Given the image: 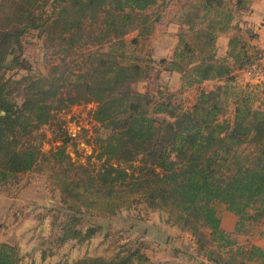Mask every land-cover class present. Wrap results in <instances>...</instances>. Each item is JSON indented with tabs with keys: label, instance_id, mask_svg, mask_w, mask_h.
Here are the masks:
<instances>
[{
	"label": "trees",
	"instance_id": "trees-1",
	"mask_svg": "<svg viewBox=\"0 0 264 264\" xmlns=\"http://www.w3.org/2000/svg\"><path fill=\"white\" fill-rule=\"evenodd\" d=\"M155 5L156 0H0V187L31 172L43 175L63 213L52 217L56 233L49 245L55 251L69 242L88 243L102 230L82 227L85 215L107 220L140 206L190 233L212 264H264V249L239 245L221 228L216 209L237 218L236 234L264 220V102L255 105L264 101V82L229 90L233 67L260 59V50L249 45L252 31L231 25L236 14L248 11L249 0H197L179 13L173 53L156 64L178 75L180 92L198 91L185 108L173 95L156 99L132 91L151 77L155 64L150 52L133 54L154 31L148 11ZM231 29H237L228 50L232 62L217 57L216 46L218 36ZM133 31L136 37L124 41ZM32 34L57 42L66 54L89 44L108 49L82 55L85 72L75 73L59 60L46 76H19V70L28 72L23 41ZM206 82L223 85L199 89ZM226 98L233 106L229 120ZM84 103L95 105L89 116L104 132L92 139V155L75 164L66 153L72 139L60 124L55 137L61 145L43 153L38 131L56 120V112ZM208 243L215 249H207ZM20 261L17 247L0 243V264ZM148 263L134 249L71 264Z\"/></svg>",
	"mask_w": 264,
	"mask_h": 264
},
{
	"label": "rangeland",
	"instance_id": "rangeland-1",
	"mask_svg": "<svg viewBox=\"0 0 264 264\" xmlns=\"http://www.w3.org/2000/svg\"><path fill=\"white\" fill-rule=\"evenodd\" d=\"M156 1L157 5L148 11L151 19L155 21L154 31L137 47L136 53H133L145 57L147 52H150L155 64L152 65L151 77L146 81L134 84L132 91L147 92L156 99L173 95L172 101L184 108L189 107L195 102L198 91L189 89L180 92L179 80L161 72L156 62L162 58L169 59L171 57L178 40L177 35L181 30L179 13L197 0ZM239 15H235L231 25L245 30L249 29L247 24L244 25V22L238 20ZM236 30L231 29L218 36L217 57L232 62L228 56V50ZM44 36L32 34L23 41L22 57L26 61L28 72L19 70V76L26 73L34 76H46L50 73L51 67L59 60H65L75 73L85 72L88 68L80 62L82 55H88V52L95 50L105 52L108 49L107 44L102 47L89 44L81 47L80 50L76 49V51L66 54L60 50L57 42L50 45ZM243 36V39H246L248 34ZM135 37L136 32L133 31L125 35L123 40L129 42ZM253 42V39L249 40V45L253 46ZM233 68L232 77L234 80L229 84L230 91L252 89L255 85L264 82V78L262 80L253 79L246 72L248 67L236 69L234 66ZM13 74L14 71L8 73V75ZM220 85L223 84L206 82L199 89L211 91ZM69 91L70 89H63L64 94ZM224 102L226 103L224 118L229 120L233 109L231 98H226ZM263 102L261 99L255 105ZM94 108L95 105L84 103L56 112L54 124L42 127L37 133L43 143L42 152L47 154L50 149L61 145L59 138L55 137L59 134L58 125L60 124L61 129L66 131L72 139L66 145L67 155L75 164L85 163L87 158L92 155V139L97 135L104 134L103 130L90 119L89 113ZM60 207L58 194L50 192L46 188L45 178L40 172L22 175L16 183L0 187V243L17 247L21 258L20 264H71L85 256L108 258L117 252L134 249H140L148 257V264H212L206 260L204 252L197 250L194 237L190 233L168 223L165 214L149 212L140 206L129 211H121L115 217L107 220L85 215L82 219V227L96 225L102 227V230L88 243L78 245L69 242L55 251L54 247L49 245V240L56 233L52 229V217L63 216ZM216 209L221 219V228L231 234L233 240L242 246L255 245L264 249V220L262 223H258L248 230L243 229L240 234H236L237 218L226 212L221 206H217ZM206 248L214 250L215 244L208 243ZM44 251L45 253L49 251L54 253L52 256L42 259L41 255Z\"/></svg>",
	"mask_w": 264,
	"mask_h": 264
},
{
	"label": "crops",
	"instance_id": "crops-1",
	"mask_svg": "<svg viewBox=\"0 0 264 264\" xmlns=\"http://www.w3.org/2000/svg\"><path fill=\"white\" fill-rule=\"evenodd\" d=\"M240 22H244L254 34L253 46L260 50L259 63L264 64V0H249L248 11L241 13L238 17ZM240 25V24H239ZM172 77L178 80V75ZM214 84V83H213Z\"/></svg>",
	"mask_w": 264,
	"mask_h": 264
},
{
	"label": "built area",
	"instance_id": "built-area-1",
	"mask_svg": "<svg viewBox=\"0 0 264 264\" xmlns=\"http://www.w3.org/2000/svg\"><path fill=\"white\" fill-rule=\"evenodd\" d=\"M246 72L253 78V79H260L264 78V64L261 65L259 62L254 63L253 65L249 66Z\"/></svg>",
	"mask_w": 264,
	"mask_h": 264
}]
</instances>
